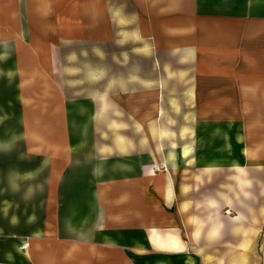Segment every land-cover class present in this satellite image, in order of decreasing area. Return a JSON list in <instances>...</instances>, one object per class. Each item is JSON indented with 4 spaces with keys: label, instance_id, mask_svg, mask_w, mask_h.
I'll use <instances>...</instances> for the list:
<instances>
[{
    "label": "crops",
    "instance_id": "1",
    "mask_svg": "<svg viewBox=\"0 0 264 264\" xmlns=\"http://www.w3.org/2000/svg\"><path fill=\"white\" fill-rule=\"evenodd\" d=\"M250 1L260 0H0V77L14 76L27 104L38 103L28 97L32 88L48 89L50 118L61 119L64 46L123 38L161 51L201 45L211 38L210 25L223 23L245 24L244 30L234 27L238 40L248 34ZM258 23L257 41L264 40V20ZM100 103L104 96L97 97ZM36 107L21 110L26 131L34 132L31 121L44 117ZM107 110L108 125L103 121L100 130L120 131L115 107ZM95 118L102 119L99 112ZM257 147L260 152L264 145ZM27 152L39 160L15 178L16 199L7 197L9 181L0 188L6 194L0 197V240L11 241L2 263L264 264V191L250 193L248 177L236 178L240 187L208 193L209 203L202 205L201 192L185 191L178 182L173 150L160 158L159 147L116 155L121 150L55 142ZM42 203L51 209L43 222L35 212Z\"/></svg>",
    "mask_w": 264,
    "mask_h": 264
},
{
    "label": "rangeland",
    "instance_id": "2",
    "mask_svg": "<svg viewBox=\"0 0 264 264\" xmlns=\"http://www.w3.org/2000/svg\"><path fill=\"white\" fill-rule=\"evenodd\" d=\"M248 19V34L243 32L238 40L234 27L244 30L245 24L223 23L211 24V38L201 45L193 42L161 51L151 50L148 41L123 38L64 46L61 119L50 118L48 89L32 88L28 97L38 103L27 104L15 86L16 78L0 77V150L8 149L0 152V188L7 189L9 181L7 197L16 199L15 178L27 175L39 160L28 149L83 142L121 150L116 155L159 147L164 158L173 150L179 160L178 182L185 184V191L201 192L202 205L209 203L204 199L208 193L240 187L235 180L241 175L248 177L250 193L264 191V184L257 183L264 177V148L258 152L257 147L264 145V40H256L262 31L258 21L264 20V1H250ZM218 28L222 30L217 32ZM98 96H104L105 104H97ZM150 97L153 104L148 103ZM35 107L44 117L31 121L37 128L30 136L34 132L25 130L21 110ZM112 107L120 131H101ZM97 112L103 120L95 118ZM47 171L44 168L41 176ZM46 205L35 209L42 222L51 210ZM10 244L9 239L0 240V264H23L21 258L1 262L2 251Z\"/></svg>",
    "mask_w": 264,
    "mask_h": 264
},
{
    "label": "built area",
    "instance_id": "3",
    "mask_svg": "<svg viewBox=\"0 0 264 264\" xmlns=\"http://www.w3.org/2000/svg\"><path fill=\"white\" fill-rule=\"evenodd\" d=\"M26 246H27V242H24L21 247L25 248Z\"/></svg>",
    "mask_w": 264,
    "mask_h": 264
}]
</instances>
